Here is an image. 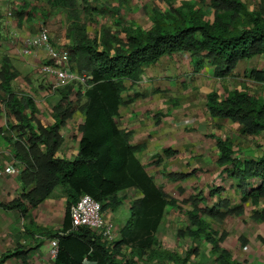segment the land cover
Instances as JSON below:
<instances>
[{"label":"trees","instance_id":"1","mask_svg":"<svg viewBox=\"0 0 264 264\" xmlns=\"http://www.w3.org/2000/svg\"><path fill=\"white\" fill-rule=\"evenodd\" d=\"M48 2L65 12L71 68L91 77L84 84L73 81L59 87V98L52 105L54 123L44 126L35 117L37 108L32 96L12 88L17 71L11 59L7 55L1 57V101L16 120L8 127L17 131L11 144L14 158L22 167L18 179L28 189L0 206L18 209L23 217H29L28 209L44 198H66L67 233L55 236L58 246L53 264H139L144 257L147 261L186 264L190 255L197 252L196 245L178 255L162 249L157 235L166 210L174 208L185 219L184 225L176 229V237L195 242L203 239L216 264H242L220 245L227 232H219L211 222L222 224L228 216L242 215L245 201L257 205L264 200V149L259 156L239 157L229 137L214 136L216 164L236 180L240 202L231 204L228 198L219 196L223 188L217 185L208 189L209 197L217 196L215 202L208 204L199 191L179 201L188 204L184 208L146 171L137 157L141 146L130 142L131 132L119 127L116 117L119 105L127 101L122 97L124 81H138L143 68L162 55L187 52L196 70L208 62L216 77L232 75L240 62L264 58V9H250L244 0H183L178 5L169 3V10L143 28L133 20L122 19L120 9L125 0L110 7L93 6L90 0ZM92 12L114 14V25L101 24L90 35L83 18ZM248 76L264 82V68H251ZM206 107L211 116L236 123L242 134L264 131V98L247 90L211 91ZM75 111L82 113L83 122L78 127L81 137L77 154L69 160L56 156V152L63 140L60 128ZM191 173L170 172L168 176L182 179ZM252 179L257 180L255 186H249ZM129 188L139 196L131 198L128 220L119 228L118 239L111 246L88 227L71 226L70 206L80 195H90L101 203L102 210L114 211L126 197L121 192ZM249 218L264 221V204L261 209H253ZM260 239L264 243V238ZM245 243V237L240 236L236 247ZM124 245L130 248L127 257L121 253ZM15 254L16 250L3 256Z\"/></svg>","mask_w":264,"mask_h":264},{"label":"crops","instance_id":"2","mask_svg":"<svg viewBox=\"0 0 264 264\" xmlns=\"http://www.w3.org/2000/svg\"><path fill=\"white\" fill-rule=\"evenodd\" d=\"M127 1L121 4V8L128 5ZM244 1L250 9H264V0ZM7 2L8 0H0V29L10 30V34L0 38V43L2 39L0 46L2 56L7 55L11 59L16 50L20 51L23 39L36 33L41 26L48 28L50 41L53 44H68L69 39L66 36L68 21L63 9L51 6L48 0H15L11 1L15 9L11 17L6 15ZM19 12L22 13L21 17L17 14ZM54 22H60L57 30L53 25ZM134 22L137 23L135 20ZM99 26V24L95 25L94 31L89 32L87 24L88 33L94 35ZM12 32L15 33L12 34ZM32 58L28 61L31 65L39 60L45 61V50L35 49ZM260 58L263 57L260 56ZM247 61L251 59L239 64L241 72H245L249 79V85L244 82L242 84L235 82V70L230 76L216 77L213 66L208 62L196 70L187 52L162 55L156 62L143 68L138 81L135 83L128 79L124 81L125 89L122 97L127 101L118 107L117 123L119 127L131 132L132 144L141 146L137 157L145 165L146 171L154 177L156 184L161 185L184 208H188V204H182L179 201L199 191L207 201H210V204H212L211 201H216L217 196L209 197L206 190L208 183L215 179L218 173L227 177L222 181L219 178L215 179L218 186L223 188L219 196L223 197L221 194L227 193L230 194V197H227L230 203L240 202L241 193L236 180L228 177L222 171V167L216 164L218 149L214 136L229 137L238 156L253 157L255 155L247 154V150L252 148H244L249 144L245 142L248 134L240 133L238 125L227 118L211 116L207 110L206 101L207 94L211 91L218 92L219 88L226 90L239 88L264 98V82L254 81L248 76L252 65L244 66L243 63ZM11 63L17 71V76L11 83L12 88L18 92L24 91L22 85L15 87V82L23 81L22 79L18 81L19 71L13 65L12 59ZM44 83L46 84L45 80ZM2 97L4 94L0 91V203H7L25 192L28 187L25 190L18 179L22 167L14 158L11 144L17 131L8 127V124H15L16 120L7 113L1 101ZM33 100L37 108L34 114L39 122L44 126L54 123L52 110L54 103L44 107L42 103L36 102L37 99L33 98ZM82 122V113L75 111L61 126L60 134L63 140L56 156L69 160L76 156L81 137L78 127ZM250 136L263 137L264 131ZM258 141L261 142V148L256 156L261 155L264 149V137ZM13 160H16L14 165L19 171L15 174L6 173L3 170L4 167ZM191 171L189 176L182 179H172L168 176L170 172ZM256 184L257 180L252 179L249 186ZM121 193L126 195L122 204L114 211L107 213L114 217L118 227H122L128 220L131 198L139 196L131 188ZM22 202L27 204L26 200L22 199ZM263 204V199L257 205H252L249 200L245 201L244 213L249 215L253 209H261ZM28 213L29 217H23L18 209H6L0 206V264L54 263V258L49 254L50 242L52 239H57L56 235L67 233L64 232L69 222L68 217L66 218V198H44L36 206L29 208ZM184 222V215L179 210H166L157 230L162 249L170 250L171 248L170 251L178 252L180 248H177V245L179 246L182 241L189 244L187 248L196 243H192L193 241L188 237L178 238L175 234L173 235L174 231L176 233L175 229L182 227ZM169 223L174 225V231L172 230L170 234L166 231L163 233V225ZM14 250H16L15 255L3 256ZM129 251L130 248L125 245L121 249V253L126 257ZM139 264H162V262L158 259L147 261L144 257ZM167 264L174 263L167 262Z\"/></svg>","mask_w":264,"mask_h":264},{"label":"rangeland","instance_id":"3","mask_svg":"<svg viewBox=\"0 0 264 264\" xmlns=\"http://www.w3.org/2000/svg\"><path fill=\"white\" fill-rule=\"evenodd\" d=\"M183 0H128V5H125L120 9L121 17L123 20H135L137 23L143 27L147 28L151 25V20L154 17L159 16L160 14L164 13L165 11L169 10L168 4L173 3L174 5H178ZM91 4L96 7H100V5H106V6H113L116 5V0H90ZM13 17V14L11 15ZM139 19L136 20L135 18ZM118 18V17H117ZM116 16L111 13H95L92 12L89 16H86L83 18V20L86 21L89 27V32L94 31L95 25H101V24H110L114 25ZM60 22H54L53 25L56 27L57 30L60 26L58 25ZM114 27V26H113ZM15 32H12V34ZM7 34H10L9 29H0V38L6 37ZM2 45V39L0 46ZM0 50V57L1 55ZM32 54L29 55H23L20 51H17L13 53L11 59L13 62V65L16 66V69L19 71V77L18 81L22 79L23 82L21 83H14L15 87H19L20 85L23 86V90L27 93H29L31 96H33L34 99H37L36 102L39 104L42 103L44 107L47 105H52L53 103H56V101L59 98V87L53 88L47 78L42 76L40 73L39 67L43 63V60L37 61L34 65H31L30 62H28L32 58ZM261 59V61H259ZM244 66L248 65L250 67L252 65V68L256 67H262L264 68V59L263 58H252L251 61H247L243 63ZM250 69V68H249ZM235 82L237 84L239 83H248L249 85V79L246 77L245 72H241L240 64L235 67ZM245 77L247 79H245ZM243 78V80H242ZM44 80L46 81V84L44 83ZM225 89L219 88V91H224ZM4 116V114H3ZM3 123V121H2ZM248 138H246L245 142L249 143L246 145V147H250L252 149L247 150V154L249 155H255L261 148V142L258 141V139L262 140L264 137H254L247 135ZM244 145V144H243ZM242 145V146H243ZM241 146V147H242ZM238 151V150H237ZM243 157V156H239ZM225 175H222L220 173L216 174L215 179L219 178L221 181L222 179H225ZM227 178V177H226ZM213 179L208 183V189L212 186H217V181ZM208 189L206 190L208 192ZM230 193V192H229ZM223 197H230V194H221ZM229 200V199H228ZM213 203V201H211ZM208 204H210V201H208ZM232 204V203H231ZM201 205V204H200ZM172 210H178L177 208H174ZM250 215V214H249ZM249 215L246 213H243L239 216H228L222 224H218L216 222H211L209 218H207L210 222L213 228L217 229L219 232L221 230H224L227 232L225 238L223 241H221L220 245L231 253L232 257L240 261L242 264H264V243L261 241L260 237L264 238V221L262 222H256L252 221L249 218ZM178 223V221L176 220ZM163 233L165 231L170 234L171 231H174V225L169 223L168 225H163L162 227ZM176 230V229H175ZM170 231V232H169ZM175 232V231H174ZM173 232V235L175 234ZM240 236L245 237L246 243L244 245H241L239 247H236V242L238 241V238ZM194 243L195 240L191 239ZM200 242H196V248L197 252L192 253L190 255V258L186 264H216L213 260V257L211 258V255L209 254V244L205 242L203 239L199 240ZM195 244H192L195 246ZM189 244L185 241H182L181 244L178 246L180 250L177 252L178 255H183ZM187 248V249H186ZM169 249V248H168ZM171 250V248H170ZM173 250V249H172ZM165 261V260H164ZM162 264H167V262H162Z\"/></svg>","mask_w":264,"mask_h":264},{"label":"built area","instance_id":"4","mask_svg":"<svg viewBox=\"0 0 264 264\" xmlns=\"http://www.w3.org/2000/svg\"><path fill=\"white\" fill-rule=\"evenodd\" d=\"M8 0L6 3V15L13 13L14 6ZM37 48H42L46 52V60L40 65L39 70L42 76L47 78L53 88L62 87L73 81L84 84L87 78L91 76L84 73L79 74L73 70L69 64V51L66 45H55L50 41L49 30L46 26H41L39 30L31 35L26 36L21 44L20 52L23 55H29ZM223 93V91H219ZM16 160L8 163L4 167L6 173L15 174L19 171L15 167ZM111 211H104L101 203L90 195H80L77 201L70 206L71 226H85L91 229L101 241L107 245H112L119 236V227ZM57 239L50 242L49 254L55 257L57 252Z\"/></svg>","mask_w":264,"mask_h":264},{"label":"clouds","instance_id":"5","mask_svg":"<svg viewBox=\"0 0 264 264\" xmlns=\"http://www.w3.org/2000/svg\"><path fill=\"white\" fill-rule=\"evenodd\" d=\"M14 10H15V9H14ZM14 10H13V11H14ZM12 14H13V13H12ZM12 14H11V15H12ZM119 228H120V227H119Z\"/></svg>","mask_w":264,"mask_h":264}]
</instances>
